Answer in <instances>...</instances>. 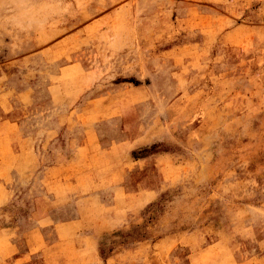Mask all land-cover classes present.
I'll return each instance as SVG.
<instances>
[{"label":"rangeland","instance_id":"rangeland-1","mask_svg":"<svg viewBox=\"0 0 264 264\" xmlns=\"http://www.w3.org/2000/svg\"><path fill=\"white\" fill-rule=\"evenodd\" d=\"M0 264H264V0H0Z\"/></svg>","mask_w":264,"mask_h":264}]
</instances>
